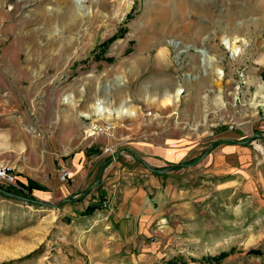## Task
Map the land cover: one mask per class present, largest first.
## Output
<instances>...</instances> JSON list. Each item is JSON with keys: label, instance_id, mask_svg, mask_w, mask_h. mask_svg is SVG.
<instances>
[{"label": "rangeland", "instance_id": "rangeland-1", "mask_svg": "<svg viewBox=\"0 0 264 264\" xmlns=\"http://www.w3.org/2000/svg\"><path fill=\"white\" fill-rule=\"evenodd\" d=\"M73 1L0 0V264H264V140L229 141L264 137V0H83L52 18ZM132 151L174 168L169 220L106 218V172L146 168Z\"/></svg>", "mask_w": 264, "mask_h": 264}, {"label": "crops", "instance_id": "crops-1", "mask_svg": "<svg viewBox=\"0 0 264 264\" xmlns=\"http://www.w3.org/2000/svg\"><path fill=\"white\" fill-rule=\"evenodd\" d=\"M138 151L153 167H162L163 162L155 159L158 155H164L158 152V148L151 144H144ZM92 177L89 172H86L84 176L78 178L81 179L80 184L85 185ZM166 180L159 173L150 172L145 167H123L121 163L116 162L103 179L105 193L113 200L111 210L105 211L106 218L121 221V224L125 222V225L128 223L125 220L129 219L130 224L143 226L154 223L156 220H169L170 216L165 212L169 206H165L167 201L158 203L166 195H171L170 191L165 190Z\"/></svg>", "mask_w": 264, "mask_h": 264}, {"label": "water", "instance_id": "water-1", "mask_svg": "<svg viewBox=\"0 0 264 264\" xmlns=\"http://www.w3.org/2000/svg\"><path fill=\"white\" fill-rule=\"evenodd\" d=\"M256 139H261V140H264V137L261 136L260 134H256L253 138L251 139H248L247 141L245 142H237L236 140H233V139H229V141L231 143H234V144H248V143H251L252 141L256 140ZM217 142L219 141H215L214 144L212 145V147L210 149H208L205 154L195 163V164H192L190 165L191 166H194L198 163H200L205 157H207L209 155V153L211 152V150L214 148L215 144H217ZM132 153L135 155V157L141 162L143 163L146 168L150 171V172H154V173H159V174H166L170 171H172L174 168H166V169H163V170H156V169H153L152 167H150L145 161H143L142 159H140L136 154L135 152L132 151ZM119 157V154L117 155V157L115 159H117ZM108 163V162H107ZM107 163H105L103 166H102V169L100 171V174L98 176V180L96 182V184L91 187L90 189H88L86 192H84L85 195H88L93 189H95L96 187H98L103 179V174H104V170L107 166ZM178 165H176L175 167H177ZM3 193L6 195V196H10V197H13V198H17V199H20V200H23V201H30L28 199H25V198H22V197H19V196H16V195H13V194H9L5 191H3Z\"/></svg>", "mask_w": 264, "mask_h": 264}, {"label": "bare ground", "instance_id": "bare-ground-1", "mask_svg": "<svg viewBox=\"0 0 264 264\" xmlns=\"http://www.w3.org/2000/svg\"><path fill=\"white\" fill-rule=\"evenodd\" d=\"M56 2H57V0H56ZM82 2H83V0L73 1V3L68 4V6H66L64 8V11H62V10H61V12H58L60 10L55 11V13L52 16V18L55 19L56 17H59L61 15H63L64 17H68V16H71V15L77 13V11L81 9V3ZM226 44L229 46L230 45L229 41H226ZM222 73L223 72L221 70H219L218 74L220 76L222 75ZM181 93H182V90H181L180 87H178L175 93L170 94V97L173 98V99H178L181 96ZM70 101H72V100L68 96L65 99V102H70ZM94 112L98 116H110L111 115V111L107 108V106L105 105V103L102 102V101H99L98 103H96V105L94 107ZM87 116H89V115H87Z\"/></svg>", "mask_w": 264, "mask_h": 264}, {"label": "trees", "instance_id": "trees-1", "mask_svg": "<svg viewBox=\"0 0 264 264\" xmlns=\"http://www.w3.org/2000/svg\"><path fill=\"white\" fill-rule=\"evenodd\" d=\"M107 45H108V42H107V43L105 44V46H103V47H107ZM104 49H105V48H104ZM102 198H103V196H102ZM101 209H103V207H102V206H99V205L89 206V207L87 208L86 212H85V215L90 216V215L94 214L97 210H101ZM228 256H229V253H227V252H223V253H221V254L218 255V256H215V257H211V258H209L208 260L214 261L213 264H221L222 261H223L225 258H227Z\"/></svg>", "mask_w": 264, "mask_h": 264}, {"label": "built area", "instance_id": "built-area-1", "mask_svg": "<svg viewBox=\"0 0 264 264\" xmlns=\"http://www.w3.org/2000/svg\"><path fill=\"white\" fill-rule=\"evenodd\" d=\"M109 127H107V129H108ZM105 130V127L104 128H102L101 126H95L94 127V131H93V133H96L97 131H101V130ZM110 129V128H109ZM108 129V130H109ZM62 178L64 179V180H68V179H70L71 178V174H70V172L68 171V170H66V169H64L63 168V170H62ZM105 206L107 207L108 206V204L106 203L105 204Z\"/></svg>", "mask_w": 264, "mask_h": 264}]
</instances>
